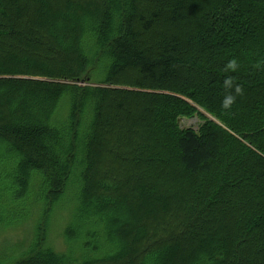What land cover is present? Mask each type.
Here are the masks:
<instances>
[{
    "label": "trees",
    "instance_id": "obj_1",
    "mask_svg": "<svg viewBox=\"0 0 264 264\" xmlns=\"http://www.w3.org/2000/svg\"><path fill=\"white\" fill-rule=\"evenodd\" d=\"M0 167L1 264H264V0H0Z\"/></svg>",
    "mask_w": 264,
    "mask_h": 264
},
{
    "label": "rangeland",
    "instance_id": "obj_2",
    "mask_svg": "<svg viewBox=\"0 0 264 264\" xmlns=\"http://www.w3.org/2000/svg\"><path fill=\"white\" fill-rule=\"evenodd\" d=\"M92 82H97V79H93ZM78 84L84 83L78 82ZM60 111H62V108ZM178 121L181 127H190L193 129H197L201 123V120L196 116L191 118H179ZM31 200L32 197L25 198L26 204L22 207L26 206L27 209H22V216H19L12 223L0 225V264L21 255V252L32 242L37 221H41L43 224L42 230H45L46 241L53 246L54 249L62 252L69 251L65 246L63 234L66 217L68 216V209H66V207L68 206H61L62 204H59V206L53 209L47 216H44L41 208L42 203L40 202H32L33 207L28 209ZM72 251H74L75 255H78L74 245Z\"/></svg>",
    "mask_w": 264,
    "mask_h": 264
},
{
    "label": "clouds",
    "instance_id": "obj_3",
    "mask_svg": "<svg viewBox=\"0 0 264 264\" xmlns=\"http://www.w3.org/2000/svg\"><path fill=\"white\" fill-rule=\"evenodd\" d=\"M237 91H239V89H237Z\"/></svg>",
    "mask_w": 264,
    "mask_h": 264
}]
</instances>
